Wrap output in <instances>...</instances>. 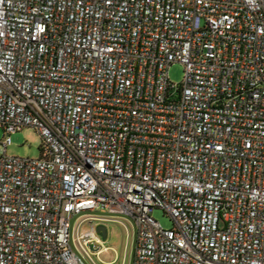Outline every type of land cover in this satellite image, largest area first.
<instances>
[{
	"label": "built area",
	"instance_id": "built-area-1",
	"mask_svg": "<svg viewBox=\"0 0 264 264\" xmlns=\"http://www.w3.org/2000/svg\"><path fill=\"white\" fill-rule=\"evenodd\" d=\"M0 127V264H86L100 210L134 264H264V0H0Z\"/></svg>",
	"mask_w": 264,
	"mask_h": 264
},
{
	"label": "rangeland",
	"instance_id": "rangeland-1",
	"mask_svg": "<svg viewBox=\"0 0 264 264\" xmlns=\"http://www.w3.org/2000/svg\"><path fill=\"white\" fill-rule=\"evenodd\" d=\"M184 76V67L180 63H175L170 67L169 77L172 82L179 83ZM4 139V130L0 127V141ZM12 144L7 149V154L10 156L38 159L42 156L43 140L38 131L33 127H25L23 130L11 136ZM126 217V216H124ZM153 217L158 220L163 227L167 229L173 228V220L162 209H155ZM131 222L128 223L129 230L124 223H110L107 225L108 235H98L102 241L96 243L93 250L90 246L87 252H82L86 257V264H134L137 240L136 225L132 219L126 217ZM91 227L88 223L83 224L81 232H84Z\"/></svg>",
	"mask_w": 264,
	"mask_h": 264
},
{
	"label": "crops",
	"instance_id": "crops-1",
	"mask_svg": "<svg viewBox=\"0 0 264 264\" xmlns=\"http://www.w3.org/2000/svg\"><path fill=\"white\" fill-rule=\"evenodd\" d=\"M88 219H86V217L84 218L83 216H80V217H76L73 221V224H72V230H71V238H70V245L78 251V247H77V243H78V240L79 238H82L83 235L89 231L90 229L84 231V232H81V227L83 224H86L88 223L89 226L91 227V220H93V222L96 224L97 226V231H98V228L100 226H103L106 228L107 230V235H108V229H107V225L110 224V223H115V222H119V223H124L128 230L130 229L129 226H128V223H130L131 221L129 219H126V217H124V215L116 212V211H107V210H100V211H97V212H92L90 214H88ZM128 221V223H127ZM132 223V222H131ZM133 224V223H132ZM99 232H97V240L98 242H101L102 239L101 237L98 235ZM100 234V233H99ZM136 240H137V230H136ZM97 243V242H96ZM96 243L95 242H92L89 244V246H91V244H93V250H98L100 249L99 247L98 248H95L96 247Z\"/></svg>",
	"mask_w": 264,
	"mask_h": 264
},
{
	"label": "water",
	"instance_id": "water-1",
	"mask_svg": "<svg viewBox=\"0 0 264 264\" xmlns=\"http://www.w3.org/2000/svg\"><path fill=\"white\" fill-rule=\"evenodd\" d=\"M98 232L101 234V235H103L104 237H107V230H106V228L105 227H103V226H100L99 228H98ZM93 244H91V248L93 249Z\"/></svg>",
	"mask_w": 264,
	"mask_h": 264
}]
</instances>
